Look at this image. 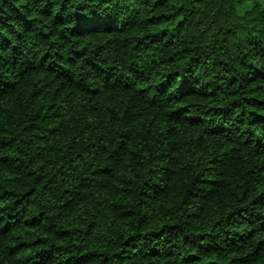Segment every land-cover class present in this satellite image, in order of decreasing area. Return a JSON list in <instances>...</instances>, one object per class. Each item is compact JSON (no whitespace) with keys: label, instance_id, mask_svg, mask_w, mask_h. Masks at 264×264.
Returning a JSON list of instances; mask_svg holds the SVG:
<instances>
[{"label":"trees","instance_id":"16d2710c","mask_svg":"<svg viewBox=\"0 0 264 264\" xmlns=\"http://www.w3.org/2000/svg\"><path fill=\"white\" fill-rule=\"evenodd\" d=\"M0 264H264V0H0Z\"/></svg>","mask_w":264,"mask_h":264},{"label":"rangeland","instance_id":"374dc122","mask_svg":"<svg viewBox=\"0 0 264 264\" xmlns=\"http://www.w3.org/2000/svg\"><path fill=\"white\" fill-rule=\"evenodd\" d=\"M249 5H250L249 3H246L244 5L238 6V10L242 11L244 8H247Z\"/></svg>","mask_w":264,"mask_h":264}]
</instances>
